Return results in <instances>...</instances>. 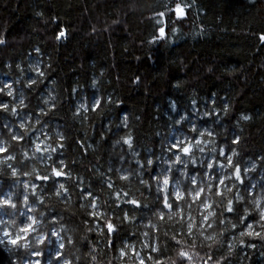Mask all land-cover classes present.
Returning a JSON list of instances; mask_svg holds the SVG:
<instances>
[{
  "label": "trees",
  "instance_id": "16d2710c",
  "mask_svg": "<svg viewBox=\"0 0 264 264\" xmlns=\"http://www.w3.org/2000/svg\"><path fill=\"white\" fill-rule=\"evenodd\" d=\"M185 2L191 5L187 18L180 22L175 17L168 19L165 36L158 38L154 14L171 0H0V87L6 80L13 84L14 93L13 97L0 94V102L11 107L22 97L25 105L17 109L18 116L0 110V140L14 145L10 155L16 159L8 163L17 169L14 177L8 163L0 165V193L16 194L13 202L17 203L18 219H23L20 213H28L30 207L36 209L30 214L38 219L40 212L45 213V225L55 216L72 237L73 243L63 250L72 264H122L117 249L125 243L141 248L142 233L148 231L145 225L156 211L158 194L151 177L167 167L173 132L198 136L199 132L190 131L193 125L199 131L212 132L211 138L201 137L210 143L202 145L206 149L203 155L196 151L197 160L216 157L226 163L219 149L226 155L234 149V164L249 169L243 174L245 183L255 180L256 194L264 186V41L260 40L264 35V0ZM61 31L64 36L57 39ZM36 66L44 72L43 77L37 76ZM29 79L35 80L30 87ZM95 99L102 103L92 111ZM82 102L88 112L79 107ZM21 116L32 139L39 137L51 147L63 143L51 161L41 163L37 157L43 153L33 156L32 139L19 144L10 140L8 129L16 131ZM180 116L186 119L175 123ZM128 135L132 137L131 149L123 144L122 138ZM24 151L29 153L28 159ZM147 159L154 161L153 166L147 165ZM59 160L64 161L70 178L43 182L35 174L23 175L33 168L41 176L47 174L51 169L46 164L57 166ZM188 167L190 175L199 174V164ZM117 169L125 170L129 179L119 180L123 173ZM176 175L179 177V172ZM109 178L114 185L111 190L107 188ZM141 179L151 187L141 185ZM25 181L37 185L36 196L44 197L42 204L31 190L29 204L22 203ZM54 183L65 184L69 189L66 198L55 196ZM77 184L103 202L100 211L116 224L114 235L87 230L94 225L83 223L90 209L81 208L86 202L80 199ZM120 190L148 207L117 208L112 194ZM240 192L246 197L240 205L242 212L250 201L243 186ZM124 212L135 219L121 223L116 217ZM152 219L155 223L156 218ZM227 219L235 222V216ZM53 227L59 231V224ZM158 227L162 251L158 258L165 264H180L177 252L181 247L193 256L191 264H204L208 257H212L210 264H264V239L240 237L242 229H230L227 239L219 237L222 243H212L195 230L192 236L186 229L181 235L175 220ZM222 227L214 224L205 234L219 233ZM173 234L181 241L179 246L170 239ZM90 249L94 251L90 253ZM144 254L149 253L145 250ZM91 255L96 256L95 262ZM46 258L55 259L45 250L43 264H48ZM16 259L0 246V264H12ZM123 264L130 262L124 260Z\"/></svg>",
  "mask_w": 264,
  "mask_h": 264
},
{
  "label": "snow or ice",
  "instance_id": "6c2138e0",
  "mask_svg": "<svg viewBox=\"0 0 264 264\" xmlns=\"http://www.w3.org/2000/svg\"><path fill=\"white\" fill-rule=\"evenodd\" d=\"M191 5L186 3L185 0H171V3L165 5L164 10L155 13L157 18V24L159 27L157 31L159 33L158 38L165 36V26L168 19L175 17L176 21L180 22L187 18V13L190 10ZM176 31V29H173ZM64 31L58 33L57 39L64 36ZM154 40L157 37L153 38ZM260 40L264 41V35L260 36ZM3 43V40H0ZM37 51H39L37 49ZM19 68V65H17ZM38 77H43L44 72L41 71L39 66L34 68ZM35 80L29 79L28 86H32ZM95 84V81H93ZM75 91V89H73ZM0 94H6L9 97H13V84L4 83L0 87ZM48 101H45L47 104ZM100 99H95L91 105V110L95 111L97 107L101 105ZM25 107L24 100L21 97L18 101H15L10 107L9 103L0 102V110L11 111L13 116H18V108L23 109ZM80 108L88 112L90 109L85 105L81 104ZM227 110V105H225ZM79 112V109H77ZM43 114V110L41 111ZM208 115V113H205ZM243 119L247 120L249 117L244 116ZM126 119V117H125ZM186 119L185 116H180L175 123L180 124L181 121ZM36 124L39 123V119L36 120ZM32 128L35 124L31 125ZM22 130V131H21ZM30 127L25 123L24 117H20V123L18 129L13 131L12 128L8 129L10 134V140L19 144L25 142L28 139H32L28 136ZM191 132H199L198 136H187L184 138L176 137L170 141L168 145V152L171 153L169 160L165 161L166 168L160 169L155 176L151 177V180L156 185V211L152 212V216L148 219V223L145 227L148 231L142 233L144 240L141 242V248L138 250L135 245L125 243L118 251V259L122 261L127 260L130 264H165V262L158 257L162 255V251L159 247V239L156 235L159 232L158 224L166 221L175 220L181 227V235L186 234L192 236L194 230L199 232V235L205 240L211 241L212 243H222L219 237L227 239L226 232L230 229H242L239 231L240 237H260L264 239V186L261 188L259 194L255 193L256 185H248L243 179V174L249 172L248 168H241L239 164H234L233 156L236 155L235 150H232L230 155H226L223 148L219 149V156L226 157V163H220L216 157L212 159H201L197 160L196 151H199L202 155L206 149L202 145H209V140H203L201 137L207 135L209 138L212 137V132L204 130L199 131L195 125L192 126ZM57 137L60 141L64 140V137L57 132ZM123 139V144L127 145L129 149L132 148V137L128 135ZM38 141V142H36ZM239 137L233 140V143H237ZM33 143V156L36 153H43L37 157L41 163L52 160V154L58 150H62L63 143H58L57 147H51L45 144L43 139L36 137L32 139ZM119 143V141H118ZM43 145V147H42ZM13 144H6L5 141L0 140V165L8 163L10 160H15L16 157L10 155ZM212 152H216L213 148ZM25 159L29 158L27 151L23 152ZM148 166H153L154 161L147 159ZM137 164L140 168H143V164L137 160ZM189 164L200 165L199 174L190 175L192 169H189ZM182 167H177V166ZM8 167L11 169V175H17V169L12 164L8 163ZM46 167L50 168V172L44 175L37 173L36 169L33 168L32 172H24L23 175L29 176L32 174L36 175V179L47 182L56 178H70V173H66L64 170V161L59 160L57 166L52 164H46ZM256 165L253 163L252 168L255 169ZM222 170H227L224 173ZM111 171V170H110ZM117 173H123L119 175V180L127 181L129 179L128 174L125 170L117 169ZM179 172V177L176 173ZM187 182V183H186ZM141 185H147L149 188L151 184L149 181L143 179L140 180ZM241 186L244 187V191L247 193V200L250 201V206L244 207L242 212L240 205L246 200L244 194L240 192ZM55 196L58 198H66L69 194V189L64 183L55 184ZM76 187L80 189V199L86 203L81 204V208L90 209L86 212V219L83 223L88 226L91 221L94 227H88V231L98 230L101 235L107 233L108 236L114 235L116 232V224H114L106 215L100 211L103 206V202H98V197L94 192L88 188L82 187L77 184ZM24 193L22 203L24 205L29 204V190L33 196L36 197L37 202L43 203L44 197L36 196L37 185L35 183L29 184L25 181L23 183ZM107 188L109 190L114 188V185L109 178L107 181ZM16 194L12 191L0 193V246L4 247L7 251L17 256L16 261L12 264H42L41 257L45 255V250H48L49 259L48 264H72L70 259L65 258L64 249L66 244L71 245L73 243L72 237L66 235L68 229L63 224H60L56 220L55 216H52L51 221L45 225L42 223L45 217L44 212H40L38 215L30 214L35 213L36 209L30 207L28 213H20L23 219L17 218V203H14V196ZM114 200L117 208H122L124 205H131L134 208H147L146 203L142 204L141 200L136 198H130L129 193L115 191ZM196 212L198 215H193ZM235 216V222L228 220L227 216ZM9 217L5 219L4 217ZM152 217L156 218V222H153ZM118 221L123 223L135 219L130 217L127 212H124L122 216L116 217ZM251 221V222H250ZM53 224H59V231L53 227ZM223 226L219 233L213 232L211 235H206L205 232L208 229H212L213 225ZM259 229V230H257ZM167 236V233H165ZM170 239L175 241L176 245L179 246L181 241L177 239V234H173ZM240 244H244V240L241 239ZM249 247H255V245H248ZM211 247V245H209ZM233 245L229 243L228 250L231 252ZM147 250L149 253L145 255L144 252ZM94 249H90V253ZM155 254V255H153ZM264 255V253H262ZM180 264H184L188 261L191 264L193 256L183 247L177 252ZM79 259V258H77ZM91 260L96 261V256L91 255ZM212 257H208V260L204 261V264H210ZM219 264V261H216Z\"/></svg>",
  "mask_w": 264,
  "mask_h": 264
},
{
  "label": "rangeland",
  "instance_id": "374dc122",
  "mask_svg": "<svg viewBox=\"0 0 264 264\" xmlns=\"http://www.w3.org/2000/svg\"><path fill=\"white\" fill-rule=\"evenodd\" d=\"M4 81V83H6L7 81L6 80H3ZM6 81V82H5ZM82 104H83V102H82ZM182 135V138H184V135L182 134V132L181 133H177V132H173V134H172V140H174V138H176V137H179V135ZM181 138V139H182ZM209 159H212L211 157L209 158ZM256 184V181L255 180H251L250 182H249V185H255ZM262 188V187H261ZM48 251V250H47ZM41 260H43V257H41ZM48 261H49V258H46V263H48ZM43 264V263H42Z\"/></svg>",
  "mask_w": 264,
  "mask_h": 264
}]
</instances>
